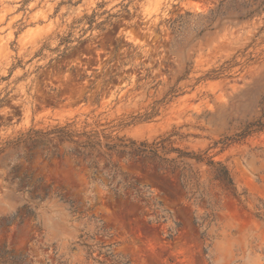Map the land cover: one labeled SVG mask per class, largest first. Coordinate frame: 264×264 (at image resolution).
Here are the masks:
<instances>
[{
  "label": "rangeland",
  "instance_id": "374dc122",
  "mask_svg": "<svg viewBox=\"0 0 264 264\" xmlns=\"http://www.w3.org/2000/svg\"><path fill=\"white\" fill-rule=\"evenodd\" d=\"M261 121L264 0H0V264H264Z\"/></svg>",
  "mask_w": 264,
  "mask_h": 264
},
{
  "label": "trees",
  "instance_id": "16d2710c",
  "mask_svg": "<svg viewBox=\"0 0 264 264\" xmlns=\"http://www.w3.org/2000/svg\"><path fill=\"white\" fill-rule=\"evenodd\" d=\"M223 7V3L218 7V11ZM262 5L259 7L261 8ZM259 10L250 12L254 14ZM214 13V11H213ZM256 127L257 130L262 131L264 129V122H258V124L252 125L250 128ZM252 131L248 130L244 135H249ZM51 136L52 141H58L60 143H70L75 145V149L71 152L77 157H83L85 161H87L91 156V151L97 150L99 151V157H109V153H117V154H127L129 156L139 155V154H150L153 158L159 159L160 164L165 166V170L171 171L174 173L176 170H180L179 180L181 182V186L184 190H188L189 188V180H197V176L191 169L190 175L186 172L188 171V165L184 163V161H180L184 158L195 159L198 163H203L205 159L201 156H194L190 153H184L179 151L178 149H168V139L162 140L157 144H153L152 146H148L146 143L140 144L137 147V144L134 141H125L120 140L118 143L103 144L98 139V134L92 133H75L70 130L68 127L57 129L50 134H46V137ZM37 136L27 137V140H31L36 138ZM106 138V137H105ZM171 153H178V157L176 159H168L165 156ZM109 161V159H107ZM208 166H213L214 168V176L215 180L218 181L222 187L226 188L228 191L232 193V195L236 196V191L234 187V182L230 177V173L227 168L223 167L221 163H213L211 160H207ZM196 194V192H194ZM194 196V195H193Z\"/></svg>",
  "mask_w": 264,
  "mask_h": 264
}]
</instances>
